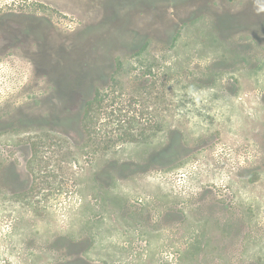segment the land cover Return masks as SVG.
<instances>
[{"label": "rangeland", "instance_id": "obj_1", "mask_svg": "<svg viewBox=\"0 0 264 264\" xmlns=\"http://www.w3.org/2000/svg\"><path fill=\"white\" fill-rule=\"evenodd\" d=\"M0 264H264V0H0Z\"/></svg>", "mask_w": 264, "mask_h": 264}, {"label": "flooded vegetation", "instance_id": "obj_2", "mask_svg": "<svg viewBox=\"0 0 264 264\" xmlns=\"http://www.w3.org/2000/svg\"><path fill=\"white\" fill-rule=\"evenodd\" d=\"M165 153H168V155H170V154H171V152H169L168 150H166V152H165ZM165 153H164V154H165ZM164 154H163V155H164ZM168 155H167V156H168Z\"/></svg>", "mask_w": 264, "mask_h": 264}]
</instances>
